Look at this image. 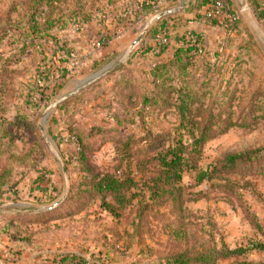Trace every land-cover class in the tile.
I'll return each instance as SVG.
<instances>
[{
  "label": "rangeland",
  "instance_id": "rangeland-1",
  "mask_svg": "<svg viewBox=\"0 0 264 264\" xmlns=\"http://www.w3.org/2000/svg\"><path fill=\"white\" fill-rule=\"evenodd\" d=\"M109 1L0 0V241L22 247L2 263L173 264L226 246L244 251L218 264H264V20L235 8V35L158 82L146 59H123L146 22L78 63L62 54L67 19L95 22ZM170 145L187 161L166 182ZM201 169L212 177L198 182ZM107 171L133 181L124 209L94 188Z\"/></svg>",
  "mask_w": 264,
  "mask_h": 264
},
{
  "label": "trees",
  "instance_id": "trees-1",
  "mask_svg": "<svg viewBox=\"0 0 264 264\" xmlns=\"http://www.w3.org/2000/svg\"><path fill=\"white\" fill-rule=\"evenodd\" d=\"M112 1V0H110ZM109 1V2H110ZM228 5L230 6L231 10L233 9V3L231 0H226ZM211 3V0H197L195 4V9L196 10H201L206 4ZM250 6L256 15V17L259 20H264V0H249ZM147 9H152V7L145 5L144 10ZM162 21V20H161ZM159 21L156 25H159L161 23ZM72 22H80V23H88L90 22L89 19H84V18H79V17H73L71 16L70 18L67 19L66 23L67 25L65 28H69L70 24ZM211 23L217 24L215 21H210ZM239 22V21H238ZM48 27L53 28L55 25V22L52 20H48ZM236 31L238 30V23L236 24ZM235 31V32H236ZM191 35L193 38L191 40H187V36ZM61 43V42H60ZM205 47V41L204 38L200 33L197 32H188L184 34L181 38V45L174 51L173 55L169 57V59L161 61L157 63L153 68V75L156 80L159 82V79H161L164 74L170 70V68L174 65H178L179 68L181 69H187V66L191 63V61L197 57V54L200 52ZM62 54L68 55L70 57V54L72 52L77 51V48L72 46L69 43L68 39H63L62 46L60 47ZM159 49V52L157 53H162L164 51V46H154L153 48L149 47L141 51L139 54L140 56L145 55L147 52L156 49ZM67 56V57H68ZM190 96V93L182 95V105L180 106V112L183 116H187L190 113V108L188 105L185 103L186 98ZM184 147L182 145L178 146H169L166 150L160 153L158 161L159 165L162 167V172L161 176L162 178L165 179L166 182H168L170 179H172L173 176L181 177V171L183 170L184 163L187 161V157L184 154ZM239 155H229L226 158L227 163H234L236 160L239 158ZM167 175H170L168 178ZM212 176L210 175V172L206 170H199L196 176V180L198 182H202L207 178H211ZM95 181H94V188L97 190L99 194H107V193H112V196L116 199V203L118 207L121 208H126L132 197L127 196L126 191L131 188L133 181L129 180L128 178H121L114 173L107 171V172H102L100 173L99 176H95ZM6 181L0 183V189L5 186L4 184ZM8 219L7 217L5 220ZM4 225L1 224L0 226V231L1 233H7L4 232L7 228H10L9 224H6L5 227ZM8 234V233H7ZM9 237V234H8ZM10 238V237H9ZM27 246H24L23 249H25ZM254 247L259 248V249H264V243L262 242H256L254 244ZM22 248V247H21ZM16 246L14 249H11L14 253L15 251L17 252L16 254L18 255V249ZM243 248H238L235 250H230L226 246H223L219 251H218V256L215 254H208V253H198L195 254L193 257H189V255H186V253H182L178 255L176 258L170 261V263L173 264H194L193 262L199 261L202 264H218V259L220 257H229L234 253H241L243 252ZM72 258L66 256V258H62V260L59 261L60 264H88L87 260L84 258ZM58 263V262H57Z\"/></svg>",
  "mask_w": 264,
  "mask_h": 264
},
{
  "label": "crops",
  "instance_id": "crops-1",
  "mask_svg": "<svg viewBox=\"0 0 264 264\" xmlns=\"http://www.w3.org/2000/svg\"><path fill=\"white\" fill-rule=\"evenodd\" d=\"M135 1V0H132ZM197 0H168L167 6L169 9H174L175 11L171 14H168L164 18H162L161 23L152 28L150 33L144 42L134 51L132 57L138 59H146L148 63L152 66L157 63L169 59L170 56L173 55L174 51L181 45V38L184 34L188 32H197L202 35L205 41V46H211L212 49L217 48L221 44L225 42V35H227V30L219 25L211 23L210 21L205 19L203 14L204 8L201 10L195 9V4ZM233 3V9L242 8L243 4H249V0H231ZM155 12L152 9H147L142 11L134 16L136 25L129 27V30H121L119 26L115 24H111L108 28L111 30V33L114 32V35L110 38L109 42L101 47L94 48L93 44L99 36H101V32L103 31L102 26H100L96 21L88 22L85 30L81 32H76L71 28L67 29L69 39V43L77 48L78 52H84L90 50V54H97L101 52H106L112 48L114 45V41L127 42L131 40V36H133L139 29L140 24L143 22H147L148 19L153 16ZM165 33V44L164 51L162 53H157L154 50L147 52L145 55L140 56L139 54L146 48H153L158 43L155 40V36L159 33ZM236 32L231 35H235ZM1 226V223H0ZM0 235H4L0 231ZM6 235V234H5ZM7 239L8 237L5 236ZM10 244V242H8ZM2 244L0 241V249L5 248L11 249L12 245ZM10 246V247H9ZM0 253V264L2 263Z\"/></svg>",
  "mask_w": 264,
  "mask_h": 264
},
{
  "label": "built area",
  "instance_id": "built-area-1",
  "mask_svg": "<svg viewBox=\"0 0 264 264\" xmlns=\"http://www.w3.org/2000/svg\"><path fill=\"white\" fill-rule=\"evenodd\" d=\"M168 0H112L107 4V7L103 12L98 14V19L96 22L102 26L103 31L101 36L97 38L93 44L94 48H101L105 46L110 38L114 35V32L111 33V30L108 28L109 25L115 24L119 26L121 30H127L129 27L136 25L135 15L142 13L144 6L152 7V11L156 13L169 10L167 6ZM204 16L208 21H215L217 24L223 26L229 34H232L236 31V24L240 20V13L237 10H231L230 6L226 0H211V3L206 4L204 7ZM87 23L72 22L70 24L71 29L76 32H81L85 30ZM165 33L160 32L155 36L157 41L156 46H163L165 44ZM193 36L188 35L187 40H191ZM156 52H159V49H156ZM90 53V50L84 52H72L70 54V59L75 64L80 62L83 59V56L86 57ZM77 65V64H76Z\"/></svg>",
  "mask_w": 264,
  "mask_h": 264
},
{
  "label": "water",
  "instance_id": "water-1",
  "mask_svg": "<svg viewBox=\"0 0 264 264\" xmlns=\"http://www.w3.org/2000/svg\"><path fill=\"white\" fill-rule=\"evenodd\" d=\"M175 10L174 9H169L165 11L158 12L151 16L148 21L145 23L143 28L140 30L138 35L135 37V39L128 45L126 52L124 54V60H128L130 57H132L134 51L144 42V40L147 38L148 34L152 30V28L157 24L159 21H161L162 18L167 16L168 14L173 13ZM241 14L247 19L248 23L252 26L257 27L256 25V19L249 7L248 4H243L241 8ZM85 83L87 81H82V83ZM43 135L47 137L45 131L43 130ZM48 138V137H47ZM65 197L60 198L53 204L47 206L48 209H52L57 207L59 204L63 202ZM16 203V202H15ZM6 204H0V208H2Z\"/></svg>",
  "mask_w": 264,
  "mask_h": 264
}]
</instances>
